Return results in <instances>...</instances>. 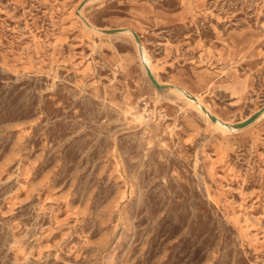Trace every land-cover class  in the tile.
<instances>
[{"label":"rangeland","instance_id":"obj_1","mask_svg":"<svg viewBox=\"0 0 264 264\" xmlns=\"http://www.w3.org/2000/svg\"><path fill=\"white\" fill-rule=\"evenodd\" d=\"M263 112L264 0H0V264H264Z\"/></svg>","mask_w":264,"mask_h":264},{"label":"bare ground","instance_id":"obj_2","mask_svg":"<svg viewBox=\"0 0 264 264\" xmlns=\"http://www.w3.org/2000/svg\"><path fill=\"white\" fill-rule=\"evenodd\" d=\"M123 30V29H122ZM97 32H100L99 30H96ZM124 31V30H123ZM130 31V30H129ZM142 47V46H141ZM141 52H142V59L146 65V68H148L149 72H151L153 75H154V71H153V68L151 66V62H150V58L148 56H145L144 54V48L142 47L141 48ZM155 79H156V76L154 75ZM175 90L179 93V94H182L183 96H186L188 98L191 99V101H193L198 107L199 109L205 113L209 118H211V116H214L216 117V122H215V125H217L218 127L222 128L224 131H228V130H237L232 122L229 123V122H225L223 121L220 117L216 116L210 109L207 105H205L204 103L205 102H202L201 101V98L197 97V96H194L192 93L190 94L186 89H184L183 87H175ZM193 97H196V99L194 100ZM264 114V112H263Z\"/></svg>","mask_w":264,"mask_h":264},{"label":"water","instance_id":"obj_3","mask_svg":"<svg viewBox=\"0 0 264 264\" xmlns=\"http://www.w3.org/2000/svg\"><path fill=\"white\" fill-rule=\"evenodd\" d=\"M105 32H106V33H111L110 31H105ZM147 70H148V69H147ZM148 76H149L151 82H152L157 88H159V89H161V88H165L164 85H160V84L158 83V81H156L154 75H153L151 72H149V70H148ZM193 99L195 100L196 97H193ZM261 113H262V111H260L259 113H256L255 115L251 116V117H250L249 119H247L246 121H243V122H240V123H236V124L234 125V127H235L236 129H241V128H244V127L250 125L252 122H254V121L258 118V116H259ZM211 118H212L213 121H216V117L211 116Z\"/></svg>","mask_w":264,"mask_h":264}]
</instances>
